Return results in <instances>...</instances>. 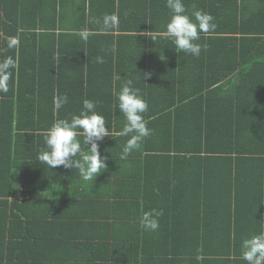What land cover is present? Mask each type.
Here are the masks:
<instances>
[{
  "label": "trees",
  "instance_id": "trees-1",
  "mask_svg": "<svg viewBox=\"0 0 264 264\" xmlns=\"http://www.w3.org/2000/svg\"><path fill=\"white\" fill-rule=\"evenodd\" d=\"M184 3L189 12L195 8L211 14L217 26L201 35L198 42L208 47L199 57L177 53L162 38L151 40L149 33L163 32L169 19L166 0H0V60H18L9 91L0 92V264H25L29 253L33 262L26 264L52 262L42 259L39 231L51 228L45 224L50 216L45 203L54 198L49 191L42 194L46 198L40 194L50 188L49 175L64 182L70 170L45 169L35 157L53 121L78 114L85 99L97 104L113 133L100 142L101 154L139 166L134 174L141 191L136 217L155 205L161 217L175 223L168 233L159 223L152 242L139 244L140 253L148 254L141 257L133 245L127 250L135 255L130 259L142 264H247L241 258L243 239L264 232V0ZM105 14L118 16L117 29L103 30ZM85 29L87 39L80 35ZM13 37L19 45L7 49ZM233 47L235 56L230 57ZM217 55L233 60L237 81L230 87L229 81H207L198 89L190 74L199 68L191 63ZM97 56L104 63H97ZM117 75L122 79L115 80ZM126 79L147 101L144 118L156 136L145 138L139 150L121 160L127 137L117 135L124 119L113 92ZM56 95L69 97L59 113L53 112ZM182 143L189 147L181 149ZM180 161L187 168L184 177L176 172ZM75 172L73 168L69 175L77 177ZM56 228L53 236H65L63 224ZM136 233L134 229L131 237ZM125 239L117 245L126 247ZM110 247L109 242L94 246L88 264L131 262Z\"/></svg>",
  "mask_w": 264,
  "mask_h": 264
},
{
  "label": "clouds",
  "instance_id": "clouds-1",
  "mask_svg": "<svg viewBox=\"0 0 264 264\" xmlns=\"http://www.w3.org/2000/svg\"><path fill=\"white\" fill-rule=\"evenodd\" d=\"M166 7L169 10V19L164 26L163 32H150L153 34L151 40L162 38L174 45L177 53H184L199 57L201 51H207V45L198 41L201 35H207L216 29L213 22L214 17L200 9L189 12L184 0H166ZM119 19L115 14H105L103 17V30L112 31L118 28ZM81 37L87 39L88 30L81 32ZM19 45V38H9L7 49H15ZM113 51L115 47L113 46ZM96 62L104 63L102 57L97 56ZM18 66V60L7 56L0 60V92L9 91V80L13 70ZM121 80V76L114 77ZM113 95L116 100V108L123 116L124 124L117 133L121 137H127L122 151L121 160L127 158L140 149L142 141L152 135L148 121L144 113L148 111V103L141 95V90L133 86L132 79H126L118 91ZM69 102L67 95H56L53 97V112L59 111ZM97 104L94 101L85 99L78 114H72L70 118L56 119L44 134V147L37 153L35 161H38L45 169L63 167L66 170L76 169L79 177L84 182L96 181L97 177L108 169V157L101 156L100 142L105 137L113 135L106 120L96 110ZM82 137V141L80 139ZM75 172V173H76ZM55 188L51 183L47 193ZM44 197V196H42ZM46 198V197H44ZM162 211L151 209L144 211L139 217V226L144 231L155 232L159 229V217ZM241 258L247 264H264V232L253 234L245 238L241 244Z\"/></svg>",
  "mask_w": 264,
  "mask_h": 264
},
{
  "label": "crops",
  "instance_id": "crops-1",
  "mask_svg": "<svg viewBox=\"0 0 264 264\" xmlns=\"http://www.w3.org/2000/svg\"><path fill=\"white\" fill-rule=\"evenodd\" d=\"M214 48L217 49L218 47L215 46ZM233 52L234 47L230 50V55L228 52V55L234 57L235 55ZM229 60L231 59L224 60V58L219 57V55L216 57H209V59H200L198 63L192 60V62L195 61V63H191V66L199 68V71L195 73L191 72L190 74L192 78L196 79V82H194L196 87L199 89L207 81L214 80L229 81L228 87H230V83L233 80L235 82L237 81L239 71L236 68L233 71L231 70V66L236 64L230 63ZM191 83L190 84L193 85V82ZM192 89H194V87H192ZM190 96L193 95L190 94ZM155 136L156 135H152L151 138ZM186 147H189V144L182 143L180 145L181 149ZM101 156L104 157L106 155L101 154ZM9 162L12 164L11 154L9 155ZM107 163V171L98 176L96 181L84 182L80 179L79 173L77 177H72L69 174L73 169L69 171L68 175L64 174L68 177V181L62 182L63 180H60V178L54 174L47 177V182L50 186L51 183H53L56 192H53L54 199L48 200V202L51 201V203H45L49 205L45 207L46 212L50 213L45 224L51 228L40 229V236L44 238L40 243L44 244V247L39 248H41L40 253L44 254L42 258L43 261L52 260V262L42 264H56L55 260L61 264H88L89 260L92 262L94 246L97 247L100 242H109V246H111L110 249H114L115 246V250L119 251L120 254L131 261L128 264H142L139 259L134 257L133 260L130 259L131 256L135 255H132V251H127L134 245V250L138 251L141 257H145L148 251L143 252V254L140 253L141 249L139 248V244L142 243V241L152 240V232L142 230L139 226V218L136 217V215L140 214V202L138 201V197L141 191L139 187L135 186V179L137 178H134V174L139 173L137 169L139 166L130 161L116 162L108 160ZM186 169V165L183 164V161H180L179 165L176 166V172H178L181 177H184L186 174ZM48 194H51V190H49ZM143 209L144 206L140 211L142 212ZM152 209H157V207L154 205ZM181 209L183 210L184 208ZM131 213H133V215H131ZM164 217L165 218L159 217V223L168 233V227H173L175 223L172 219L171 221L167 219L169 223H166L167 216ZM129 220L133 221V225L128 223ZM74 223H78L79 225L77 227L80 226V228L72 227ZM59 224L64 225L65 236L56 238V236H53V233L57 230L56 227H58ZM134 229L138 230L139 233H136V237H131ZM42 230H45L48 234H44L41 232ZM147 232H149V239L145 240ZM114 235L120 236L119 240L114 241ZM126 237L128 238L125 239L127 240L125 244L126 247H119L117 243L124 241L123 239ZM129 237H131L132 240H129ZM151 242L152 241L149 243ZM27 245L28 248H31V252H33L31 241L27 242ZM72 246L74 247L72 248ZM33 253L35 254V252ZM21 256L26 260L23 251ZM63 256H70V260L62 261L61 257ZM27 262H33L30 253L26 263Z\"/></svg>",
  "mask_w": 264,
  "mask_h": 264
}]
</instances>
